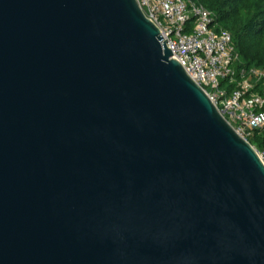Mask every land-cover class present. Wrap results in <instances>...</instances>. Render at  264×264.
Here are the masks:
<instances>
[{
	"label": "water",
	"instance_id": "1",
	"mask_svg": "<svg viewBox=\"0 0 264 264\" xmlns=\"http://www.w3.org/2000/svg\"><path fill=\"white\" fill-rule=\"evenodd\" d=\"M0 264H264V161L137 0H0Z\"/></svg>",
	"mask_w": 264,
	"mask_h": 264
},
{
	"label": "built area",
	"instance_id": "2",
	"mask_svg": "<svg viewBox=\"0 0 264 264\" xmlns=\"http://www.w3.org/2000/svg\"><path fill=\"white\" fill-rule=\"evenodd\" d=\"M137 1L168 40L174 57L234 130L246 140L253 132L264 131V71L239 67L232 35L219 28L214 14L192 0ZM191 22L193 32L188 35ZM222 81L233 88L223 89ZM258 153L264 161V150Z\"/></svg>",
	"mask_w": 264,
	"mask_h": 264
},
{
	"label": "trees",
	"instance_id": "3",
	"mask_svg": "<svg viewBox=\"0 0 264 264\" xmlns=\"http://www.w3.org/2000/svg\"><path fill=\"white\" fill-rule=\"evenodd\" d=\"M211 11L219 28L232 35L241 65L264 71V0H195ZM256 132V131H255ZM248 141L264 150V138Z\"/></svg>",
	"mask_w": 264,
	"mask_h": 264
},
{
	"label": "rangeland",
	"instance_id": "4",
	"mask_svg": "<svg viewBox=\"0 0 264 264\" xmlns=\"http://www.w3.org/2000/svg\"><path fill=\"white\" fill-rule=\"evenodd\" d=\"M192 1H195V0H192ZM195 2H197V1H195ZM198 3V2H197ZM200 4V3H199ZM193 27H194V23L193 22H191V23H189L188 24V26H187V32H186V34H188V35H190V34H192V32H193ZM240 65H241V63L239 64V67H240ZM239 71V70H238ZM238 79V78H237ZM222 88L223 89H226L227 91H230L233 87L232 86H229L228 85V83H225L224 81H222ZM255 134H257V136L259 137V138H264V131H256V132H253V134H252V136L249 138V140L251 141V142H254V139H256V138H254V135ZM258 139V138H257ZM256 139V140H257Z\"/></svg>",
	"mask_w": 264,
	"mask_h": 264
}]
</instances>
